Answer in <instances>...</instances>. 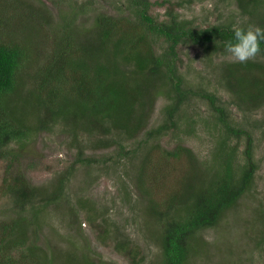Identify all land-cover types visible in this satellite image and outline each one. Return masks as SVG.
Returning a JSON list of instances; mask_svg holds the SVG:
<instances>
[{
	"label": "trees",
	"instance_id": "obj_1",
	"mask_svg": "<svg viewBox=\"0 0 264 264\" xmlns=\"http://www.w3.org/2000/svg\"><path fill=\"white\" fill-rule=\"evenodd\" d=\"M237 3L243 13L259 12V0ZM155 6L166 7V2L126 0L128 16L100 13L91 27L82 30L73 25V20L51 24L53 37L46 34L50 45L41 43L38 47L34 39L40 38L43 28L40 13L24 1L0 0V157L6 161L2 191L15 214L14 218L0 221V264H58V258L39 242L46 212L63 196L64 180L54 194L49 193L46 188L34 187L18 166L33 130L48 129L51 122L58 121L72 125L75 131L100 130L107 138L112 137L113 129L118 130L126 138L113 142L118 146L116 156L121 158L152 141L154 148L160 147L161 138L177 129L183 105L195 95L186 76L179 72V47L189 44L225 53L224 42L233 39L231 24L197 27L183 19L172 5L160 21L152 14ZM19 11L36 27L25 41L18 38L28 31ZM259 27L264 28V15ZM155 38L167 44L159 53L153 47ZM45 48L47 53L42 56ZM261 49L264 52V42ZM222 65L228 90L235 98L248 106L264 100L263 64L249 61ZM30 68L34 71L26 80L25 72ZM200 95L219 114L216 129L223 132L210 165L202 171L191 149L178 145L166 150L167 159L172 162L169 167L154 168L148 156L140 167L139 188L149 199L151 214L163 224L157 240L160 264H192L202 259L201 233L226 219L253 188L259 169L250 129L234 124L229 111L217 105L215 95ZM160 97H167L170 102L164 110L166 117L162 124L149 129L148 106ZM31 114L37 123L33 126L26 121ZM232 134L236 139L246 138L241 154L231 144ZM139 135L141 139L137 141ZM102 140L96 146H108L109 140ZM169 188L165 198L158 199L156 192ZM90 204H83L82 209L87 222L94 229L106 230L109 224L100 220L104 215ZM259 236L264 239V231ZM116 248L136 264H143L144 258H139L140 252L131 241H118ZM82 258V264H94L87 256ZM76 259L73 252L68 253L65 264H76Z\"/></svg>",
	"mask_w": 264,
	"mask_h": 264
},
{
	"label": "rangeland",
	"instance_id": "obj_2",
	"mask_svg": "<svg viewBox=\"0 0 264 264\" xmlns=\"http://www.w3.org/2000/svg\"><path fill=\"white\" fill-rule=\"evenodd\" d=\"M18 1L26 2L40 13L43 28L40 29V38L34 39L38 47L41 43L44 46L50 45L51 41L46 34L53 37L51 24L73 20V25L82 30L91 27L94 17L100 13L113 17L129 14L125 8L126 0ZM151 1L166 2V7L155 6L152 11L160 21L166 18V8L172 5L176 6V12L183 19L203 28L223 23L240 27L259 26L264 15V0H259V12L256 10L257 13L251 15L242 12L237 0ZM18 16L27 22L28 31L18 37L20 41H25L29 33L34 34L36 27L23 12L19 11ZM152 41L158 53L167 46L161 38ZM42 51V56H45L47 48ZM179 60V72L186 76L195 95L183 105L178 115L177 129L170 130L161 138L160 147L154 148L155 142L152 141L127 158L117 157L115 150L118 146L113 142L126 140L118 130L113 129L112 137L107 138L100 130L90 133L85 128H77L75 131L72 125L61 121L51 122L48 129L33 130L25 143L24 158L19 159L21 162L18 166L34 187L46 188L54 194L61 180H64L63 196L50 205L48 214L46 212L39 242L43 249L58 258V264H65L66 256L71 252L77 257L76 264H82V256H87L94 264H136L116 248L118 241L126 239L139 250V258H144L143 264H160L161 252L157 240L161 236L163 224L151 214L149 199L139 188L140 167L147 156L151 157L154 168L169 167L172 162L167 159L166 150H172L178 145L191 149L197 160L195 163H201L199 169L202 171L210 165L223 132L216 129L219 114L208 100L201 98L200 93L204 92L215 95L217 105L229 111L234 124L249 128L253 133L254 156L259 169L253 188L239 200L226 219L201 233L202 259L192 264H264V239L259 236L264 231V100L248 106V103L243 104L228 90L229 83L222 64L235 62L226 53L185 44L179 47ZM251 62L264 65V55L257 56ZM33 71L34 68L27 69L26 80H30L28 74ZM168 105L170 102L167 97L150 102L149 129L164 122V110ZM35 119L34 114H31L26 121L33 126L37 124ZM137 137V141L141 139L140 135ZM100 139H108V146H96ZM231 144L241 154L246 147V138L236 139L232 134ZM133 146L130 142L129 148ZM82 158L88 161L81 162L79 159ZM5 163V158L0 157V221L15 217L12 205L2 191L6 176ZM169 190L157 191L158 199L163 200ZM90 203L95 204L104 215L100 220L103 218L109 224L106 230L94 229L87 222L82 209L83 204Z\"/></svg>",
	"mask_w": 264,
	"mask_h": 264
},
{
	"label": "clouds",
	"instance_id": "obj_3",
	"mask_svg": "<svg viewBox=\"0 0 264 264\" xmlns=\"http://www.w3.org/2000/svg\"><path fill=\"white\" fill-rule=\"evenodd\" d=\"M233 39L224 42V52L233 62L246 63L264 54L261 42H264V28L233 26Z\"/></svg>",
	"mask_w": 264,
	"mask_h": 264
}]
</instances>
